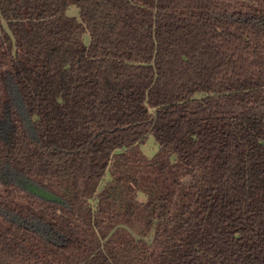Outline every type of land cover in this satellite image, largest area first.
<instances>
[{
  "label": "trees",
  "instance_id": "1",
  "mask_svg": "<svg viewBox=\"0 0 264 264\" xmlns=\"http://www.w3.org/2000/svg\"><path fill=\"white\" fill-rule=\"evenodd\" d=\"M0 264H264V0H0Z\"/></svg>",
  "mask_w": 264,
  "mask_h": 264
},
{
  "label": "rangeland",
  "instance_id": "2",
  "mask_svg": "<svg viewBox=\"0 0 264 264\" xmlns=\"http://www.w3.org/2000/svg\"><path fill=\"white\" fill-rule=\"evenodd\" d=\"M68 13L72 15H78V9L76 6H70L68 9ZM85 42H88L89 35L88 33L84 34ZM29 121V119H28ZM141 149L144 153H146L148 156H152L156 150L158 149V144L154 138L153 135H148L147 138L144 140V142L141 144ZM109 178V172L106 171V174L104 176V179L107 180ZM30 180H23L22 184L25 185Z\"/></svg>",
  "mask_w": 264,
  "mask_h": 264
},
{
  "label": "water",
  "instance_id": "3",
  "mask_svg": "<svg viewBox=\"0 0 264 264\" xmlns=\"http://www.w3.org/2000/svg\"><path fill=\"white\" fill-rule=\"evenodd\" d=\"M29 191L37 194L38 196L45 198L47 200L61 201V197L56 193L48 190L47 188L40 186L32 181L27 182L24 185Z\"/></svg>",
  "mask_w": 264,
  "mask_h": 264
}]
</instances>
